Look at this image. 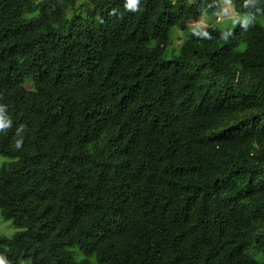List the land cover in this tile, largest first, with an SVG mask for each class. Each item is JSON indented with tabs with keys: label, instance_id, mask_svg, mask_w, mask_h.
<instances>
[{
	"label": "trees",
	"instance_id": "16d2710c",
	"mask_svg": "<svg viewBox=\"0 0 264 264\" xmlns=\"http://www.w3.org/2000/svg\"><path fill=\"white\" fill-rule=\"evenodd\" d=\"M228 1L165 57L175 0H0V264H264V0Z\"/></svg>",
	"mask_w": 264,
	"mask_h": 264
},
{
	"label": "rangeland",
	"instance_id": "374dc122",
	"mask_svg": "<svg viewBox=\"0 0 264 264\" xmlns=\"http://www.w3.org/2000/svg\"><path fill=\"white\" fill-rule=\"evenodd\" d=\"M175 16L173 25L168 35L161 40L152 41L155 49L169 57L172 52H176L186 36L187 32L193 28H205L209 25L225 28L228 22L236 15L230 1L224 0L222 10L214 13L205 12L194 0H175ZM240 20V17L236 15ZM258 21L264 23V17H256ZM232 21V20H231ZM17 229L10 221L0 220V233L11 235ZM90 264H95V259L91 258ZM21 264H29L28 260H22Z\"/></svg>",
	"mask_w": 264,
	"mask_h": 264
},
{
	"label": "clouds",
	"instance_id": "9594fccd",
	"mask_svg": "<svg viewBox=\"0 0 264 264\" xmlns=\"http://www.w3.org/2000/svg\"><path fill=\"white\" fill-rule=\"evenodd\" d=\"M129 9H135L136 7V0H126V5Z\"/></svg>",
	"mask_w": 264,
	"mask_h": 264
}]
</instances>
